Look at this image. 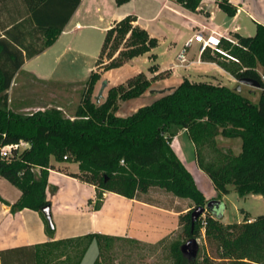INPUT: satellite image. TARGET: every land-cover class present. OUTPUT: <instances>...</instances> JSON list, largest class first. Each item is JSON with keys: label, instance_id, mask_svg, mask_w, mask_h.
<instances>
[{"label": "trees", "instance_id": "16d2710c", "mask_svg": "<svg viewBox=\"0 0 264 264\" xmlns=\"http://www.w3.org/2000/svg\"><path fill=\"white\" fill-rule=\"evenodd\" d=\"M22 1L27 16L7 29L6 37H0V146L20 141L30 146L16 150L10 158H0V176L22 191L14 203L1 196L0 201L11 205L13 211L32 208L43 213V207L50 205V169L55 162L74 161L79 163L80 172L72 175L95 184L99 200L106 191L135 197L152 187L192 200L194 207L182 216L186 220L183 241L198 238L204 230L206 240L217 245L216 264H264V213L253 220L225 223L207 210L192 224L193 209L209 200L171 145L174 136L187 130L198 165L212 180L219 199L232 188L241 196L264 195V23L257 22L254 35L234 33L236 43L223 38L220 45L224 52L207 49L201 55L239 80H256L261 89L257 102L237 87L185 77L149 104L120 115V100L143 96L155 80L167 76L170 70L151 77L141 71L110 86L98 102L95 93L103 71L96 69L85 81L81 102L72 116H66L59 107L23 113L9 106V89L17 72L27 58L58 39L81 0ZM125 1L128 0H118ZM175 1L193 11L201 4V0ZM215 1L230 17L236 14L237 7L230 0ZM136 19L130 14L106 32L96 66L104 64L103 70L118 67L156 46L157 39L135 25ZM106 55L110 59L107 62ZM149 70L155 73L158 69L152 65ZM219 138L238 141V149L223 150ZM48 228L54 230V222L52 226L48 221ZM85 238L89 240L87 246L95 238L114 239L99 234ZM79 240L3 249L0 264H39L50 253L49 246ZM181 245L175 246L176 264H201L200 254L189 260ZM87 246L81 249V257ZM79 262L78 259L75 264ZM94 264L101 263L98 259Z\"/></svg>", "mask_w": 264, "mask_h": 264}, {"label": "crops", "instance_id": "0c3cea01", "mask_svg": "<svg viewBox=\"0 0 264 264\" xmlns=\"http://www.w3.org/2000/svg\"><path fill=\"white\" fill-rule=\"evenodd\" d=\"M230 1L237 7V12L233 17H230L220 7L210 8V0L201 1L195 11L175 0H128L121 3L118 0H81L58 39L41 53L25 60L9 91L21 89L18 85V77L29 64L42 58H51L54 55L85 53L87 43L91 39L97 41L104 37L111 27L130 14L137 17L134 24L145 28L151 37H155L157 41L162 38L166 39L174 56L169 65L162 69L159 64L155 63L153 48L150 52L143 54L148 55L149 60L152 61L147 72L149 77L160 71L170 70V74L155 80L152 88L145 94L157 96L164 93L161 92L162 90L166 91L175 87L185 77L191 81L209 82L202 78H207L210 71L220 70L233 77L216 62L202 58L201 62H197L200 56L199 45L197 53L191 57L188 56L190 60L195 61L194 64L188 68L176 66L178 54L186 46V42L195 31L203 26L220 30L230 37L236 32L241 33L240 15L247 11L246 8L250 4L247 0ZM258 2L259 0H255L257 8L259 7ZM259 11L261 12L260 9ZM26 16L27 10L22 0H0V37H6L7 29ZM85 31L87 33H84ZM143 55L124 63L123 66H127L128 69L126 71L133 73L127 79L142 71L141 66L137 65V60ZM96 63L88 68L89 76L93 70L97 69ZM152 65L158 69L155 73L149 70ZM123 66L118 70H122ZM45 67L46 65L42 62L37 63L32 67L31 72L41 80L52 81L53 79L49 76H43V71L49 72V75L53 68L51 64L49 69ZM66 83L79 84L76 80ZM24 104V109L31 108L27 103L24 102ZM186 132L187 130H182L174 136L171 145L192 174L196 173L200 177H205L206 173L198 165L193 141L191 140V146L187 145L183 139ZM78 172H80L79 163L70 161L55 162V167L50 169L47 195L55 224L54 230H49L48 219L44 213L32 208L13 211L11 205L0 201V251L24 245L41 246L49 242L81 238L79 241L49 246L50 253L43 259L41 258L39 264H75L78 259L79 264H94L100 258L97 256L94 261L91 258L94 241L88 246L85 244L87 249L81 257L83 246L80 247V242L88 239L85 238L86 235L99 234L114 239L156 244L180 229L182 216L194 205H191L192 200L189 198L175 196L159 187H152L148 192L139 193L135 197L106 191L103 198L99 200L95 184L72 175ZM206 176L209 177L207 174ZM0 178L2 180L0 184L6 185L3 181L6 178L1 176ZM8 191L9 193L1 192L0 196L11 203L21 197L20 189ZM188 199L190 201H187ZM95 240L98 239L95 238ZM43 248L41 247V252L45 253ZM48 248H46L47 251ZM78 252L80 255L77 254Z\"/></svg>", "mask_w": 264, "mask_h": 264}, {"label": "rangeland", "instance_id": "374dc122", "mask_svg": "<svg viewBox=\"0 0 264 264\" xmlns=\"http://www.w3.org/2000/svg\"><path fill=\"white\" fill-rule=\"evenodd\" d=\"M247 1L250 5H248L247 8L245 7L247 11L242 12L239 19L242 26L240 32L243 35H254L257 28V21L260 20L264 23V0H259L258 8L255 5V0ZM209 4H211L210 8L216 9L219 7L217 2L214 0H210ZM204 5H206V3H204ZM89 31L91 30L89 29ZM84 33L87 32L85 31ZM104 39L105 36L101 37L97 41L91 39V41L87 43L85 53H76L75 55H54L51 58H42L26 66L18 77V85H20L21 89L9 91V106L13 110L23 113L57 106L63 109L66 116H72L81 102L82 92L85 88L84 82L86 78L89 77L88 68L94 66L97 62ZM232 39L234 40L233 43H236L237 40L234 35L232 36ZM169 46V42L162 38L157 41L156 46L152 50L155 55V63L159 64L162 69L168 66L170 61L174 58ZM220 49L221 52H224L221 45ZM187 50V55L189 57L193 56V54L198 51V44L195 42L192 47ZM109 60L108 55H106L105 61L107 62ZM40 62L46 65L45 69H49L51 64L53 68L52 73L48 75L49 72L46 73V71H43V76H49L53 79L52 81L41 80L32 74V67ZM151 64L152 61L149 60L148 55H143L139 58V60H137V65L141 66L142 71L146 74L148 72V67ZM103 65L104 64L100 67L97 66V69L102 70L103 73L102 79L97 84L95 94L96 96L99 95L103 83L107 81L108 85L103 92V96L105 97L110 86L124 82L127 77L133 73L126 71L127 66H123L124 64L108 70H103ZM122 66L124 68L122 70H118ZM257 69L260 71L262 70L261 66H258ZM122 75L125 76L122 77ZM202 79L215 84L229 85L231 87H238L240 84V80L238 78H235L234 76L231 77L220 70L210 71L207 78ZM71 80H76L79 84L66 83ZM241 85V90L244 95L248 96L255 102L259 100L261 91L259 87L244 83ZM156 97V95L149 96L148 94H145V96L143 95L133 99L120 100L118 114L128 115L136 111L139 107L149 104ZM24 102L30 105L28 107L31 108L24 109ZM183 139L187 145L192 146L191 139L187 132L183 136ZM219 145L223 150L228 147H233L237 150L239 147L238 141H229L222 138H219ZM193 174L199 188L203 191L209 201L220 198L218 197V191L212 184L213 182L206 176V174H204L205 177H200V175H197L196 173ZM3 181L6 185L0 184V193H9L8 190L13 191L15 189H19L9 180L4 179ZM220 200L222 201V207L224 209L222 220L225 223L242 222L245 219L253 220L257 216L264 213L263 194L250 193L248 195L241 196L234 188H232L228 194L222 195ZM187 201L190 200L188 199ZM190 203L191 205L193 204L191 201ZM185 221L186 220L182 218L180 229L170 237L156 244L140 243L127 239H111L108 241L101 239L98 240V242L94 239L92 240L94 241V245L91 250V258H93L94 261L95 257L99 256L101 264H176L177 253L175 246L177 243H184L187 241V239L183 241ZM203 232L204 230L202 231V235L198 237L200 244L199 260L201 261V264H216V257L218 256L217 245L215 243L208 242ZM88 242V239L83 240L80 242V247H84ZM99 244L101 245L102 250L100 249ZM52 251L54 253L53 249ZM77 254L80 255V252Z\"/></svg>", "mask_w": 264, "mask_h": 264}, {"label": "built area", "instance_id": "2783aa9c", "mask_svg": "<svg viewBox=\"0 0 264 264\" xmlns=\"http://www.w3.org/2000/svg\"><path fill=\"white\" fill-rule=\"evenodd\" d=\"M205 1V0H201ZM215 1V0H214ZM225 38L232 42L234 40L232 37H230L228 34L217 30L215 28L203 26L202 28L195 31L193 36L186 42V46L183 48V50L178 54L177 57V67L181 68H188L192 64L195 63V61L190 60V58L187 55V49L193 45V43H197L199 45V59L197 62H201V55L204 51L207 49H211L214 51H220V44L221 40ZM30 143L26 141H20L18 143H10L0 146V158H10L14 155V152L22 151L25 148L29 147ZM67 158V156H65Z\"/></svg>", "mask_w": 264, "mask_h": 264}, {"label": "water", "instance_id": "95a60500", "mask_svg": "<svg viewBox=\"0 0 264 264\" xmlns=\"http://www.w3.org/2000/svg\"><path fill=\"white\" fill-rule=\"evenodd\" d=\"M250 84L257 87L259 86V83L256 80L250 79V78H242L240 79V84L237 87V90L242 89L241 84ZM108 85V82L105 81L103 83V86L99 92V95H97V101L99 102L101 98L103 97V92L106 86ZM165 90H162L161 92H164ZM207 210L212 211L215 215L222 217L223 215V207H222V201L220 199H213L208 201L206 205H199L196 206L192 213V224L194 225L196 221L206 213ZM43 213L45 214L46 218L48 219L49 223L53 226V219H52V213H51V207L50 205H46L42 209ZM200 249V244L198 241V238L191 237L181 245V251L184 256H186L189 260H195L198 257Z\"/></svg>", "mask_w": 264, "mask_h": 264}]
</instances>
